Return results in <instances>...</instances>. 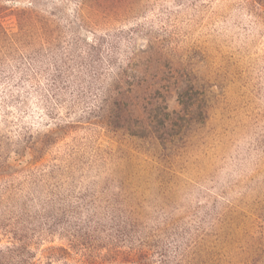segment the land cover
<instances>
[{"label":"rangeland","instance_id":"rangeland-1","mask_svg":"<svg viewBox=\"0 0 264 264\" xmlns=\"http://www.w3.org/2000/svg\"><path fill=\"white\" fill-rule=\"evenodd\" d=\"M0 264H264V0H0Z\"/></svg>","mask_w":264,"mask_h":264}]
</instances>
